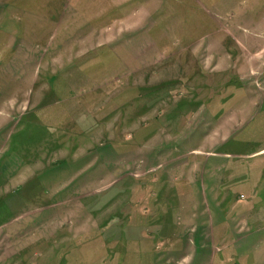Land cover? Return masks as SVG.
<instances>
[{
  "label": "rangeland",
  "instance_id": "374dc122",
  "mask_svg": "<svg viewBox=\"0 0 264 264\" xmlns=\"http://www.w3.org/2000/svg\"><path fill=\"white\" fill-rule=\"evenodd\" d=\"M8 255L264 264V0H0Z\"/></svg>",
  "mask_w": 264,
  "mask_h": 264
},
{
  "label": "crops",
  "instance_id": "0c3cea01",
  "mask_svg": "<svg viewBox=\"0 0 264 264\" xmlns=\"http://www.w3.org/2000/svg\"><path fill=\"white\" fill-rule=\"evenodd\" d=\"M141 21H142V19L139 21V23H141ZM115 36V35H114ZM113 36V38L115 39V37ZM93 37H95V34H87V35H82L81 36V39H80V42H82V43H86V42H90V41H92V40H94V39H92ZM109 39L111 40L112 39V36L111 37H109ZM107 41H109L108 39H107ZM110 42V41H109ZM88 51H90V49L89 50H87V52ZM84 54H86V52H83L82 53V55H84ZM29 245H31V241H29V242H27V243H25V247L27 248ZM19 252H16L15 254H18ZM14 254V253H13ZM13 255H8V256H5V257H3L2 259H0V264H16V262L18 263V264H31L30 263V259L28 260V259H24V258H15V257H12Z\"/></svg>",
  "mask_w": 264,
  "mask_h": 264
}]
</instances>
